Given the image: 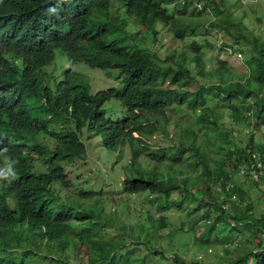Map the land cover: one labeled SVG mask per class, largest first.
<instances>
[{
  "label": "trees",
  "instance_id": "obj_1",
  "mask_svg": "<svg viewBox=\"0 0 264 264\" xmlns=\"http://www.w3.org/2000/svg\"><path fill=\"white\" fill-rule=\"evenodd\" d=\"M194 1L0 0V170L11 166L15 173L0 178V264H35V258L46 264L168 262L160 236L170 234L166 215L156 218L139 206L132 218L129 206L107 212L90 193L61 196L59 188L71 186L66 166L88 154L86 133L120 158L131 146L127 193L151 196L162 212L172 194L182 202L206 200L202 216L187 222L206 220L202 245L218 224L228 223L252 243L240 242L243 252L231 255L229 264L251 258L264 264V213L253 216L233 174H264V141L256 131L264 130L262 17L257 27L247 23L248 0ZM200 29L220 40L196 39ZM164 31L185 48L173 44L158 55L153 48ZM217 47L229 55L246 51L247 72L224 60L208 70L201 52ZM57 52L71 64L120 70L122 87L92 94L72 70L59 78L49 74ZM111 101L123 107L120 119L106 117ZM142 156L152 166H144ZM38 161L45 172L37 171ZM87 198L91 203L69 205ZM187 209L191 215L193 208ZM103 229L119 236L100 237ZM171 257L172 264H188L178 253Z\"/></svg>",
  "mask_w": 264,
  "mask_h": 264
},
{
  "label": "rangeland",
  "instance_id": "obj_2",
  "mask_svg": "<svg viewBox=\"0 0 264 264\" xmlns=\"http://www.w3.org/2000/svg\"><path fill=\"white\" fill-rule=\"evenodd\" d=\"M195 2L194 0H192ZM251 4H246L248 13L250 16L247 23L255 27L259 26L258 18L262 17V27H264V0H248ZM249 5H254L253 7ZM206 25V23H205ZM196 39L201 41L204 37L208 38L210 42H215V40H220L216 32H212V35L207 37L206 32L200 29L194 33ZM192 37V35H190ZM203 36V37H201ZM201 37V38H200ZM159 43L154 46V51L164 57L169 51L175 48L180 51L185 48L184 43L180 41H174L173 36L169 31H164L159 37ZM189 40V39H188ZM182 48H181V46ZM146 46H150L149 40ZM184 46V47H183ZM246 51H232L231 55L227 54L224 50H220L219 47L212 50H203L201 56L206 60V65L208 70L210 68H216L219 60H224L228 62V67L233 68L234 71L239 73L247 72L245 67V61L247 57ZM67 70H72L73 72L82 75L90 84L92 88V94L99 91L109 90L111 88H121L123 85V76L120 75V70H98L92 69L88 64L80 62L76 64H71L68 58L57 52L56 60L53 64L46 69V72L53 74L59 78L63 76V72ZM104 113L108 119H120L123 113V107L117 101H111L104 109ZM227 125V123H226ZM261 129V128H260ZM232 133L236 135L237 139L241 137V132L233 128ZM257 135H260V139L264 141V130H256ZM86 142L88 143V154L83 160H74L69 166H66V171L68 179L71 183L70 188H59V192L63 198L65 197H77L80 193H90L92 197L96 196L97 200L102 201L103 206H105L106 211L110 212L117 208V210L126 211V206L131 209L132 218L136 217V212L133 210L134 207L142 206L144 210L159 218L162 214L168 217L171 224L168 235V231H163L160 236L164 237L162 239V246L166 250L168 255V262L160 264H172L171 256L175 253L180 254L185 262L191 263H201V264H229L231 255L241 254L243 252V247L239 244L243 242L244 245H251L246 235L242 234L239 230L234 229L228 223L218 224L220 229L215 234L209 236V242L205 246L202 245L201 240L206 234L204 230L203 223L206 220L198 221L197 225L192 226L188 224V221L195 220L201 217L205 210H207V201L204 199L192 200L187 204L182 202L176 194L165 196L163 201V208L167 211L162 212L157 208V204L154 202L151 196L145 194H129L124 190V166L128 165L132 155L131 146L126 147V154L124 157H119V151H108L102 144L101 138L99 136H88L87 134ZM84 135V137L86 136ZM156 139L162 144H167V139L163 138L160 134L156 135ZM48 144L54 146V140L50 137L44 139ZM216 154V151H213ZM142 164L146 167L152 166L151 161L145 157H141ZM260 161L258 162V167ZM37 171L45 172L46 170L42 167V162L38 161L36 166ZM242 168V167H240ZM227 170H231L227 167ZM246 170L243 168L242 172ZM232 172V171H231ZM234 174V184L242 189L243 194L241 196L244 201L250 205L253 210V216L259 217L264 213V174L252 173L253 179L257 183L239 173ZM237 198V197H235ZM84 201L91 203L92 198L84 199L83 201L75 202L72 200L69 205L75 206L78 203H84ZM182 203L183 205H175L171 202ZM223 201V199H222ZM230 204V203H229ZM187 206V207H186ZM76 207V206H75ZM188 207L193 208L191 215L188 212ZM228 212L232 213V205L226 206ZM195 217V219L193 218ZM209 222L213 223L212 219H208ZM185 225L186 229L182 230V225ZM119 236V233L103 229L100 237L111 238L112 236ZM231 244V245H230ZM229 247V248H228ZM228 250L227 253L225 250ZM146 252H141L145 255ZM261 259V258H260ZM35 264H46L39 263L37 258H35ZM248 264H256L254 258Z\"/></svg>",
  "mask_w": 264,
  "mask_h": 264
},
{
  "label": "clouds",
  "instance_id": "obj_3",
  "mask_svg": "<svg viewBox=\"0 0 264 264\" xmlns=\"http://www.w3.org/2000/svg\"><path fill=\"white\" fill-rule=\"evenodd\" d=\"M9 177H15V173L12 170L11 166H9L6 171L0 170V178L8 179Z\"/></svg>",
  "mask_w": 264,
  "mask_h": 264
},
{
  "label": "built area",
  "instance_id": "obj_4",
  "mask_svg": "<svg viewBox=\"0 0 264 264\" xmlns=\"http://www.w3.org/2000/svg\"><path fill=\"white\" fill-rule=\"evenodd\" d=\"M232 187V186H231Z\"/></svg>",
  "mask_w": 264,
  "mask_h": 264
}]
</instances>
